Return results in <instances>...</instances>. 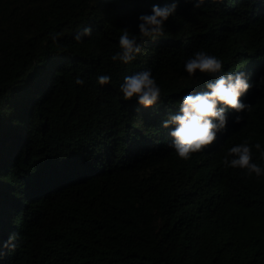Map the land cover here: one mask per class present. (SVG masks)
I'll return each instance as SVG.
<instances>
[{
	"label": "trees",
	"instance_id": "16d2710c",
	"mask_svg": "<svg viewBox=\"0 0 264 264\" xmlns=\"http://www.w3.org/2000/svg\"><path fill=\"white\" fill-rule=\"evenodd\" d=\"M165 2L0 0V243L21 234L0 264H264V177L221 162L233 142L264 143V0H180L135 61H112L121 27L138 31V14ZM84 23L92 34L74 41ZM198 48L244 68L252 106L183 160L160 120L202 81L183 69ZM143 67L164 96L151 109L116 87Z\"/></svg>",
	"mask_w": 264,
	"mask_h": 264
},
{
	"label": "clouds",
	"instance_id": "9594fccd",
	"mask_svg": "<svg viewBox=\"0 0 264 264\" xmlns=\"http://www.w3.org/2000/svg\"><path fill=\"white\" fill-rule=\"evenodd\" d=\"M179 2L152 3L149 12L137 16L138 31L121 27L119 49L111 55V60L123 64L135 61L146 39L154 41L163 35L169 17L177 13ZM204 3L205 0H192L193 8L198 9ZM92 31L93 26L84 23L73 31L72 39L81 42ZM64 35L63 29L49 32L52 41L58 42ZM183 69L186 75H201L203 79L196 86L185 88L179 95V103L173 105L172 111L164 113L160 127L167 130L168 147L177 157L188 160L194 153L206 151L207 146L228 132L230 119L237 124L245 119L252 106L245 97L254 83L243 67L233 70L220 56L203 48L195 49L185 57ZM96 81L101 87L111 84L112 74L107 71L99 73ZM84 82L81 76L76 77L77 84ZM116 87L122 102H132L139 108L151 109L164 99L162 86L151 67L125 74ZM221 162L225 168L239 169L246 176L264 177V143L247 137L233 142L226 148ZM20 245L21 234L10 232L0 243V253L3 249L14 250Z\"/></svg>",
	"mask_w": 264,
	"mask_h": 264
}]
</instances>
